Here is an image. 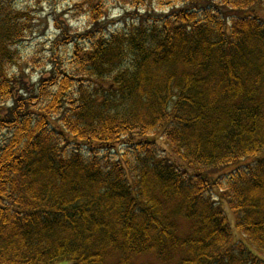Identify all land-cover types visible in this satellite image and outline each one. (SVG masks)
<instances>
[{
    "label": "trees",
    "instance_id": "1",
    "mask_svg": "<svg viewBox=\"0 0 264 264\" xmlns=\"http://www.w3.org/2000/svg\"><path fill=\"white\" fill-rule=\"evenodd\" d=\"M124 1L34 83L0 0V264H264V0Z\"/></svg>",
    "mask_w": 264,
    "mask_h": 264
},
{
    "label": "rangeland",
    "instance_id": "2",
    "mask_svg": "<svg viewBox=\"0 0 264 264\" xmlns=\"http://www.w3.org/2000/svg\"><path fill=\"white\" fill-rule=\"evenodd\" d=\"M15 4L29 14L32 23L31 32L20 46L24 67L28 74V81L37 82L41 75L49 76L57 68L68 67L74 54L75 45L79 39L73 38L68 45L61 44V32L57 25H70L73 35H82L86 32L91 18V10L94 5L103 4V33L108 36L113 32L121 30L125 26L137 22L136 12H144L145 6L124 0H15ZM159 4H152L156 11H163ZM264 6L259 15L264 18ZM167 9V8H166ZM169 10V9H167ZM88 42H82L84 53L90 49ZM57 62V63H55ZM14 72H18L14 68ZM259 159H264V153ZM258 159H245L232 164L224 173H228L242 166L253 164ZM215 194L218 204L226 211L232 225L235 227V216L228 208V204L221 202L219 195ZM185 226V225H184ZM235 242L243 241V238L235 230ZM264 257V256H263ZM140 264H160L156 257H140L135 260Z\"/></svg>",
    "mask_w": 264,
    "mask_h": 264
}]
</instances>
